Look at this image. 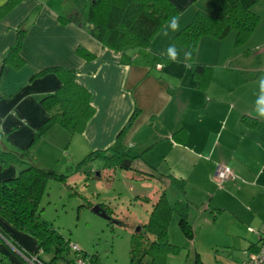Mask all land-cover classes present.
Wrapping results in <instances>:
<instances>
[{
    "label": "crops",
    "instance_id": "crops-1",
    "mask_svg": "<svg viewBox=\"0 0 264 264\" xmlns=\"http://www.w3.org/2000/svg\"><path fill=\"white\" fill-rule=\"evenodd\" d=\"M6 1L0 0V6ZM172 1L181 10L179 30L198 10L216 14L221 3ZM253 10L261 21L245 44L236 43V31L221 41L209 36L201 39L197 61L212 68V77L204 88L193 76L185 60L186 48L181 45L175 44L180 62L155 64L156 56L179 30H168L167 36L162 31L148 49L115 52L93 37L87 27L60 20L61 16L77 17L74 0H23L0 19V129L6 135L0 140L1 147L26 149L49 117L40 100L55 92L61 81L54 73L35 79L32 76L51 66L73 68L78 71L77 80L92 94L95 113L82 133L70 136L63 127L53 126L46 132L48 136L52 132L62 140L71 137L67 144L71 154L82 159L91 151L114 145L138 109L122 144L139 155L134 168L160 184L154 187V199L143 197L154 202L165 189L169 199L168 182L173 183L177 189L172 193L174 200L189 203L193 229L189 239L194 245L198 242L196 233L206 228L201 221L214 227L225 218V227L239 238L251 232L249 228L264 232V119L257 116L255 108L264 95L259 87V79L264 77V0H258ZM21 27L26 28L21 50L25 64L16 69L5 63L4 57ZM79 47L93 57L85 59L78 53ZM48 145L56 149L45 135L29 154H23L46 167L43 158H48L51 151ZM219 164L231 166L237 179L219 185L215 180ZM19 170L17 164L0 163V182L17 176ZM170 175L184 181V192ZM141 178L136 179L145 180ZM0 224L24 248L45 257L35 237L1 216ZM3 255L6 262L1 259ZM197 258L206 264L199 251ZM5 263L31 264L0 233V264Z\"/></svg>",
    "mask_w": 264,
    "mask_h": 264
},
{
    "label": "trees",
    "instance_id": "trees-1",
    "mask_svg": "<svg viewBox=\"0 0 264 264\" xmlns=\"http://www.w3.org/2000/svg\"><path fill=\"white\" fill-rule=\"evenodd\" d=\"M23 0H7L0 6V19L6 17ZM258 0H221L216 14L198 10L191 22L179 30L171 39L167 48L155 58V64L169 62L166 52L170 45H181L191 52L187 59L193 76L202 87H207L212 77V68L197 61L200 41L209 36L216 40H224L232 31L237 32L236 43L243 45L258 27L261 17L253 7ZM77 17L61 16L63 23L74 21L87 27L93 37L115 52L127 49H148L153 39L160 34L171 16L181 13L172 0H74ZM26 36V28L18 30L15 43L6 52L4 62L20 69L25 64L21 50ZM85 59L91 55L83 47L77 49ZM54 73L61 81L60 87L52 93L44 95L41 106L49 113L48 119L35 131L32 143L21 151L3 148L0 145V163L3 166L17 164L20 168L17 176L0 182V216L17 229L35 237L39 250L52 256L49 260L32 253L17 242L0 224V233L5 236L23 254L37 256L41 264H78L79 259L88 260L89 264H105L97 255H89L72 241L58 233L54 225L42 217L41 200L47 190L50 179L65 180L66 174L59 173L38 164L32 157L23 153L30 152L32 146L53 126H60L71 135L82 133L95 113L90 90L77 80L78 71L65 66H51L36 72L31 79ZM138 109L130 117L128 123L119 132L116 143L106 149L94 150L88 153L78 164V167L95 158L104 161V169L114 171L117 168L132 170L141 179L146 176L136 168L134 162L139 155L130 153L124 148L122 141L127 130L132 126ZM0 129V140L5 138ZM1 142V141H0ZM142 173V174H141ZM179 182L185 191L184 181L170 175ZM137 177V176H136ZM156 198L149 220L143 223L132 234L129 249V264H167L170 255L178 254L181 246L170 240L169 228L175 213L179 216V225L187 238L193 236V229L188 217L189 203L184 200L171 202L162 189ZM145 200L150 198L143 197ZM102 205V204H101ZM110 216L112 209L101 206ZM110 219L112 217L110 216ZM259 238V236H258ZM253 243L250 250H255L259 244ZM78 246L74 256L68 260L72 245ZM2 261L6 262L3 255ZM7 264V263H5ZM195 264H204L200 258Z\"/></svg>",
    "mask_w": 264,
    "mask_h": 264
},
{
    "label": "rangeland",
    "instance_id": "rangeland-1",
    "mask_svg": "<svg viewBox=\"0 0 264 264\" xmlns=\"http://www.w3.org/2000/svg\"><path fill=\"white\" fill-rule=\"evenodd\" d=\"M45 135L49 143L54 142L56 149L47 146L51 151L46 155L48 158H43V164L66 174L67 178L66 181L49 180L41 200L42 217L50 221L65 240L79 245L89 257L97 255L105 264H129L132 234L149 220L155 202L144 201L141 197L154 199V187H160V184L154 179L138 180L132 170L104 169V161L99 157L78 167L83 158L75 159L71 154L67 145L71 137L62 140L51 132L52 138L45 133L40 139ZM168 186L170 201H176L172 194L177 191L176 186L170 182ZM97 205L112 209L113 220L96 213L93 208ZM200 224L206 228H200L196 233L198 242L194 245L179 227L178 215H174L169 228L170 240L182 249L178 254L170 255L167 264H195L197 251L206 264H239L250 242H258L254 233L246 231L239 238L229 232L225 218L214 227L203 221ZM65 256L72 259L74 249ZM45 258L51 260L52 256L46 253Z\"/></svg>",
    "mask_w": 264,
    "mask_h": 264
},
{
    "label": "built area",
    "instance_id": "built-area-1",
    "mask_svg": "<svg viewBox=\"0 0 264 264\" xmlns=\"http://www.w3.org/2000/svg\"><path fill=\"white\" fill-rule=\"evenodd\" d=\"M237 174L235 170L226 164H219L217 166L216 172H215V180L219 185H222L223 182L226 180H236ZM251 232H254L257 236H259L260 244L255 250H248L245 252V256L240 261L239 264H264V232L256 231L253 228H249ZM74 250H78V246L73 244L72 245ZM23 254V253H22ZM25 258L27 261L31 264H41L38 257L35 256H28L25 255ZM78 264H87L84 260L79 259L77 261Z\"/></svg>",
    "mask_w": 264,
    "mask_h": 264
},
{
    "label": "clouds",
    "instance_id": "clouds-1",
    "mask_svg": "<svg viewBox=\"0 0 264 264\" xmlns=\"http://www.w3.org/2000/svg\"><path fill=\"white\" fill-rule=\"evenodd\" d=\"M180 28V15H174L169 18L166 22L162 35L167 36L168 30L173 32L178 31ZM185 60H187L191 56V52H185ZM166 56L168 60L172 61L173 63L180 62L179 61V52L175 45H170L167 49ZM159 66V65H158ZM259 87L262 94H264V77L259 79ZM256 113L260 119H264V95H262L261 99L256 104Z\"/></svg>",
    "mask_w": 264,
    "mask_h": 264
},
{
    "label": "water",
    "instance_id": "water-1",
    "mask_svg": "<svg viewBox=\"0 0 264 264\" xmlns=\"http://www.w3.org/2000/svg\"><path fill=\"white\" fill-rule=\"evenodd\" d=\"M93 210H94L96 213H98V214H100V215H102V216H104V217L110 218V216L106 213V211H105L100 205L95 206V207L93 208Z\"/></svg>",
    "mask_w": 264,
    "mask_h": 264
}]
</instances>
